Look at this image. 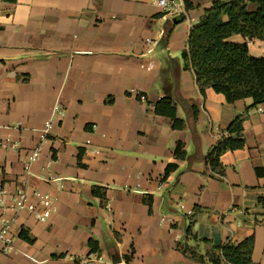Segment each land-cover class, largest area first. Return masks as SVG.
<instances>
[{"label":"crops","instance_id":"crops-1","mask_svg":"<svg viewBox=\"0 0 264 264\" xmlns=\"http://www.w3.org/2000/svg\"><path fill=\"white\" fill-rule=\"evenodd\" d=\"M176 1L186 19L165 38L177 14L151 0H0V135L10 140L0 148V229L10 220L13 236L0 264H101L100 256L105 264L113 256L117 264H202L177 244L205 255L212 245L251 237V264H264V104L229 103L211 87L201 93L181 53L213 0H190L200 7L190 10ZM248 47L264 54L262 40ZM166 96L183 129L155 113ZM238 116L245 146L225 151L212 168L207 155ZM178 141L185 159L173 155ZM18 143L27 151L41 146L29 167ZM169 163L178 167L165 177ZM93 186L107 188L106 201ZM20 191L37 213L45 208L36 193L49 195L50 217L11 210ZM163 215L169 220L161 222ZM190 224L209 243L188 239ZM90 238L99 243L96 253Z\"/></svg>","mask_w":264,"mask_h":264},{"label":"trees","instance_id":"trees-1","mask_svg":"<svg viewBox=\"0 0 264 264\" xmlns=\"http://www.w3.org/2000/svg\"><path fill=\"white\" fill-rule=\"evenodd\" d=\"M186 10L199 9L190 0H184ZM186 19L185 14L176 15L165 31V38L170 35L171 28ZM239 35L243 41H233ZM258 39L264 41V0H213L211 5L202 9L197 22L190 29L186 46L181 53L185 70L195 76L201 93L211 87L215 92L223 94L229 103L251 98L253 106L264 104V54L254 56L250 53L248 41ZM166 41V40H165ZM141 100V94L137 95ZM193 115L197 117L196 107ZM155 113L171 120L173 129H183L185 120L177 116V104L172 97L166 96L154 104ZM243 117H236L222 131L216 146L207 155L212 168L219 166V158L228 150L245 146L243 134ZM176 159L188 157L186 145L176 142L173 149ZM178 164L169 163L165 177L176 170ZM164 177V178H165ZM106 187L93 186L92 194L106 201ZM145 202L151 210L152 198ZM20 237L32 241L26 230L20 231ZM186 237L196 242L209 243L207 239L198 238L192 230V224L186 230ZM253 237L235 244L228 240L221 245H212L205 254H198L187 244H177V248L185 255L202 264H251ZM90 253L99 251L97 240H88ZM109 255L113 251L108 250Z\"/></svg>","mask_w":264,"mask_h":264},{"label":"built area","instance_id":"built-area-1","mask_svg":"<svg viewBox=\"0 0 264 264\" xmlns=\"http://www.w3.org/2000/svg\"><path fill=\"white\" fill-rule=\"evenodd\" d=\"M153 3H155L158 7H160L163 11L167 12H173L174 14H183L180 9H177V6L175 5V2L173 0H151ZM147 44L151 46H155L157 42L155 40H150L147 39ZM144 96L141 95V100H144ZM56 109L58 111V106L55 107V110L53 112V115L56 114ZM261 110V109H260ZM60 112V111H59ZM52 122L49 121L45 124L42 132L43 135L46 136L47 133L49 132L51 128ZM9 139H5L1 137L0 135V148H5L9 145ZM13 147L16 149H19V153H21V157L23 162L29 167L33 162H35L40 154H41V146L35 147L33 149H30L29 151L25 150V148H21L20 144H13ZM217 176H220L217 174ZM222 177V176H220ZM6 195V191L4 189H0V204L5 206L4 203V197ZM39 199V204L42 205L45 209L42 213H37L35 212V209L33 208H28V198L27 194L25 192H17L11 197V202L12 204L9 206V208L15 212H19L21 210L25 209H31L32 212L35 213V217L39 221H45L50 217L52 214V209H51V204H52V199L49 195L47 194H40L36 193ZM180 209H184L183 204H179ZM192 214L191 211H187L186 215L190 216ZM166 220H169V217L167 215H163L160 219L161 222H165ZM0 251L3 253H8L13 249V236L11 232V222L10 220H4L2 228L0 229ZM101 262V264H105V259H103L102 256L98 258Z\"/></svg>","mask_w":264,"mask_h":264},{"label":"water","instance_id":"water-1","mask_svg":"<svg viewBox=\"0 0 264 264\" xmlns=\"http://www.w3.org/2000/svg\"><path fill=\"white\" fill-rule=\"evenodd\" d=\"M111 261L113 264H117V263H120L121 262V258L118 256V257H111Z\"/></svg>","mask_w":264,"mask_h":264},{"label":"rangeland","instance_id":"rangeland-1","mask_svg":"<svg viewBox=\"0 0 264 264\" xmlns=\"http://www.w3.org/2000/svg\"><path fill=\"white\" fill-rule=\"evenodd\" d=\"M174 1V0H173ZM176 1V0H175ZM176 3H177V1H176Z\"/></svg>","mask_w":264,"mask_h":264}]
</instances>
